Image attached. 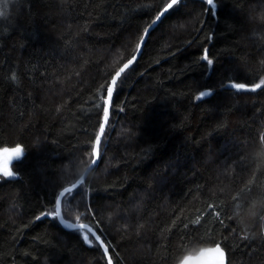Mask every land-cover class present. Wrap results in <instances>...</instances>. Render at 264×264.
Masks as SVG:
<instances>
[{"label":"trees","instance_id":"1","mask_svg":"<svg viewBox=\"0 0 264 264\" xmlns=\"http://www.w3.org/2000/svg\"><path fill=\"white\" fill-rule=\"evenodd\" d=\"M170 1L0 0V151H25L0 182V264H109L89 231L62 227L57 199L93 162L111 81ZM62 211L114 264L216 246L264 264V0H182L164 16Z\"/></svg>","mask_w":264,"mask_h":264},{"label":"water","instance_id":"2","mask_svg":"<svg viewBox=\"0 0 264 264\" xmlns=\"http://www.w3.org/2000/svg\"><path fill=\"white\" fill-rule=\"evenodd\" d=\"M180 1L182 0H171L170 3L161 11V13L158 15V17L153 22V24L146 30L145 32L147 33L146 37L145 39L143 37L142 46L139 45L138 51L135 54V56L129 62H127L114 75L111 81V85L108 90V95L106 99V111H105L103 124L101 126V129H100V132L97 137L96 144H95L94 160L91 163V165L87 168V170L84 172V174L77 180V182H75L73 185H70L62 189L57 199L56 213H57L58 220L60 224L62 225V227L68 231H76V230L89 231L96 238V240L102 247L109 264H114L113 259L110 255L107 245L104 243L102 238L98 235L96 230L88 224L75 223V222L66 220L64 218L63 211H62V202H63L64 197L67 194L72 193L75 190H77L86 181L88 176L94 171V169L96 168L98 164L99 157H100V144H101V141L103 139V136L105 134V131H106V128L109 122L112 100L114 97V93H115L118 81L124 75V73L135 64L137 59L140 57L150 33L158 26V24L164 18V16ZM181 264H228V259H227L226 253L220 248V246H216V247H210V248L201 250L198 254L186 258Z\"/></svg>","mask_w":264,"mask_h":264},{"label":"snow or ice","instance_id":"3","mask_svg":"<svg viewBox=\"0 0 264 264\" xmlns=\"http://www.w3.org/2000/svg\"><path fill=\"white\" fill-rule=\"evenodd\" d=\"M208 2H209V4H212V0H208ZM146 34L147 33H144V35H143L144 39L146 37ZM140 46H142V41L140 42ZM205 59H208L209 63L212 62L208 57H205ZM13 79H15V77H13ZM208 94L209 93H207V92H202L200 95H201V97H203V96H207ZM22 155H23V149L22 148L16 149V151H14V152L4 153L5 159H4V171L2 172L3 176H6V177L12 176V169L9 167V165L12 162V160L19 159Z\"/></svg>","mask_w":264,"mask_h":264},{"label":"rangeland","instance_id":"4","mask_svg":"<svg viewBox=\"0 0 264 264\" xmlns=\"http://www.w3.org/2000/svg\"><path fill=\"white\" fill-rule=\"evenodd\" d=\"M258 86H260V85H258ZM19 148H22V147L5 148V149H2L0 151V182L5 181V180H7V179H9L11 177V176L10 177H6V176H3V174H2V172L4 171V159H5L4 153H6V152H14V151H16V149H19ZM24 157H25V151L23 149V155L19 159L12 160V162L9 165V167L12 169L13 164L15 162L19 161V160H22Z\"/></svg>","mask_w":264,"mask_h":264}]
</instances>
